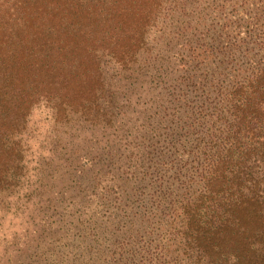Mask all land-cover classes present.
<instances>
[{
    "label": "trees",
    "instance_id": "obj_1",
    "mask_svg": "<svg viewBox=\"0 0 264 264\" xmlns=\"http://www.w3.org/2000/svg\"><path fill=\"white\" fill-rule=\"evenodd\" d=\"M157 51L152 112L131 135L112 124L65 233L81 264H264V0H0V188L35 104L104 128V73Z\"/></svg>",
    "mask_w": 264,
    "mask_h": 264
},
{
    "label": "rangeland",
    "instance_id": "obj_2",
    "mask_svg": "<svg viewBox=\"0 0 264 264\" xmlns=\"http://www.w3.org/2000/svg\"><path fill=\"white\" fill-rule=\"evenodd\" d=\"M153 56L155 61L139 73H104L113 91L112 121L104 128L84 123L78 114L55 120L51 102L33 106L14 136L19 168L0 188V264H81L76 250L81 237L65 230L78 224L82 205L96 194L94 178L107 160L103 152L121 140L115 127L121 124L123 135H131L152 112L149 99L161 87L155 76L164 72L157 60L169 55L157 51Z\"/></svg>",
    "mask_w": 264,
    "mask_h": 264
}]
</instances>
